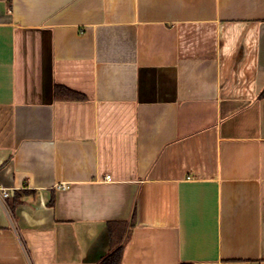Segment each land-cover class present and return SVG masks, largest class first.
Returning <instances> with one entry per match:
<instances>
[{
    "label": "crops",
    "instance_id": "0c3cea01",
    "mask_svg": "<svg viewBox=\"0 0 264 264\" xmlns=\"http://www.w3.org/2000/svg\"><path fill=\"white\" fill-rule=\"evenodd\" d=\"M263 89L264 0H0V264H264Z\"/></svg>",
    "mask_w": 264,
    "mask_h": 264
},
{
    "label": "trees",
    "instance_id": "16d2710c",
    "mask_svg": "<svg viewBox=\"0 0 264 264\" xmlns=\"http://www.w3.org/2000/svg\"><path fill=\"white\" fill-rule=\"evenodd\" d=\"M55 92L57 97L63 99H78L84 97L81 93L61 85L56 86ZM260 96L264 97V89L261 91ZM108 230L112 240L113 251L103 259L101 264H122L124 246L121 243L127 232V223L124 221L111 222L109 223Z\"/></svg>",
    "mask_w": 264,
    "mask_h": 264
},
{
    "label": "built area",
    "instance_id": "2783aa9c",
    "mask_svg": "<svg viewBox=\"0 0 264 264\" xmlns=\"http://www.w3.org/2000/svg\"><path fill=\"white\" fill-rule=\"evenodd\" d=\"M107 179L110 178L109 176L106 177ZM68 186L67 183H59L56 185L57 188H66ZM9 188L4 187L3 185L0 184V197L1 199H7L8 197H10L11 193H10Z\"/></svg>",
    "mask_w": 264,
    "mask_h": 264
}]
</instances>
